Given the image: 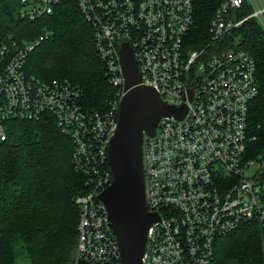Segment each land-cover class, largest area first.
<instances>
[{
    "label": "built area",
    "instance_id": "1",
    "mask_svg": "<svg viewBox=\"0 0 264 264\" xmlns=\"http://www.w3.org/2000/svg\"><path fill=\"white\" fill-rule=\"evenodd\" d=\"M58 0H18V15L34 20ZM90 25L104 73L115 87L103 110L89 111L66 80L26 74L29 42H0V141L13 120L50 116L73 145V168L88 189L79 207L70 264H120L98 193L109 184L107 147L124 93L119 48L127 43L139 80L165 104L184 105L181 117L162 115L140 151L146 209L157 214L146 229L140 264H211L217 240L244 221L264 229V150L248 154V104L256 94L254 62L219 40L252 18L264 30V0H221L207 21L204 42L190 46L191 0H76ZM248 11L240 16L241 8ZM190 94V97H189Z\"/></svg>",
    "mask_w": 264,
    "mask_h": 264
},
{
    "label": "trees",
    "instance_id": "2",
    "mask_svg": "<svg viewBox=\"0 0 264 264\" xmlns=\"http://www.w3.org/2000/svg\"><path fill=\"white\" fill-rule=\"evenodd\" d=\"M221 0H191L190 46L207 39L206 27ZM18 0H0V42H29L46 32L27 53L24 70L40 80H66L82 108L103 110L115 87L104 73L90 25L76 0H58L34 20L18 15ZM248 10L241 8L240 16ZM242 49L254 62L256 94L248 104V154L264 150V30L247 18L219 40ZM70 138L50 116L13 119L0 141V264H70L79 207L74 197L89 185L71 163ZM264 178V166L261 171ZM211 264H264V229L244 221L217 240Z\"/></svg>",
    "mask_w": 264,
    "mask_h": 264
},
{
    "label": "water",
    "instance_id": "3",
    "mask_svg": "<svg viewBox=\"0 0 264 264\" xmlns=\"http://www.w3.org/2000/svg\"><path fill=\"white\" fill-rule=\"evenodd\" d=\"M119 55L124 93L118 101L116 128L106 153L111 180L97 196L106 209L120 264H140L146 229L157 220L144 201L142 135H151L162 115L181 117L185 107L165 104L150 86L137 84L139 77L127 43L120 44Z\"/></svg>",
    "mask_w": 264,
    "mask_h": 264
},
{
    "label": "rangeland",
    "instance_id": "4",
    "mask_svg": "<svg viewBox=\"0 0 264 264\" xmlns=\"http://www.w3.org/2000/svg\"><path fill=\"white\" fill-rule=\"evenodd\" d=\"M17 264H23L22 261H18Z\"/></svg>",
    "mask_w": 264,
    "mask_h": 264
}]
</instances>
